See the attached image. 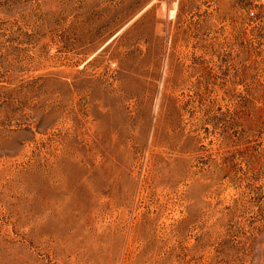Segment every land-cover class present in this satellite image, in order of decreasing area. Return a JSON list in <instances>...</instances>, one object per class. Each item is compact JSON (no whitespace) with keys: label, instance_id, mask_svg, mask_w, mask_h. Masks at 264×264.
I'll return each mask as SVG.
<instances>
[{"label":"rangeland","instance_id":"1","mask_svg":"<svg viewBox=\"0 0 264 264\" xmlns=\"http://www.w3.org/2000/svg\"><path fill=\"white\" fill-rule=\"evenodd\" d=\"M0 264H264V0H0Z\"/></svg>","mask_w":264,"mask_h":264}]
</instances>
